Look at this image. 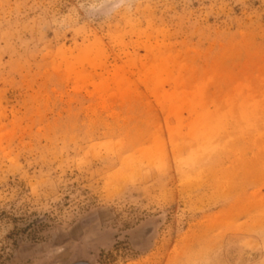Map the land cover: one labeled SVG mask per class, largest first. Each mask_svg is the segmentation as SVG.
<instances>
[{
    "label": "rangeland",
    "instance_id": "rangeland-1",
    "mask_svg": "<svg viewBox=\"0 0 264 264\" xmlns=\"http://www.w3.org/2000/svg\"><path fill=\"white\" fill-rule=\"evenodd\" d=\"M0 264H264V0H0Z\"/></svg>",
    "mask_w": 264,
    "mask_h": 264
}]
</instances>
